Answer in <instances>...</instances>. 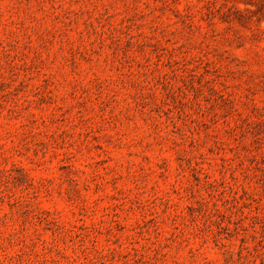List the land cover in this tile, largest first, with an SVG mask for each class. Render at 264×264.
<instances>
[{"label":"rangeland","instance_id":"1","mask_svg":"<svg viewBox=\"0 0 264 264\" xmlns=\"http://www.w3.org/2000/svg\"><path fill=\"white\" fill-rule=\"evenodd\" d=\"M253 9L0 0V264H264Z\"/></svg>","mask_w":264,"mask_h":264},{"label":"trees","instance_id":"2","mask_svg":"<svg viewBox=\"0 0 264 264\" xmlns=\"http://www.w3.org/2000/svg\"><path fill=\"white\" fill-rule=\"evenodd\" d=\"M243 2L254 7V9L250 11L258 15V19L264 17V0H243Z\"/></svg>","mask_w":264,"mask_h":264}]
</instances>
